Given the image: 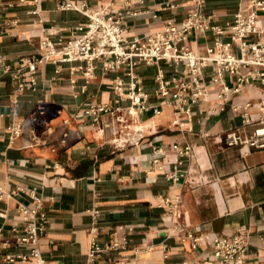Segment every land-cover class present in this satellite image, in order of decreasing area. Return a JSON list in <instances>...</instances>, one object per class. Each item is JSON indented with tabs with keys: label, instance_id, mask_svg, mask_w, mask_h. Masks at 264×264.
<instances>
[{
	"label": "crops",
	"instance_id": "0c3cea01",
	"mask_svg": "<svg viewBox=\"0 0 264 264\" xmlns=\"http://www.w3.org/2000/svg\"><path fill=\"white\" fill-rule=\"evenodd\" d=\"M61 1L0 0V183L6 190L24 188L0 198V264H8L7 254L29 252L28 245L15 242L23 233L16 205L29 204L31 188L47 219L38 243L46 264H84L91 240L104 245L113 239L120 245L97 264H202L212 255L214 235L240 227L249 241L243 264H264V147L225 142L227 130L243 120L264 118L262 66L241 64L217 78L215 33L207 28L176 42L208 57L200 66L198 94L185 58L115 69L95 60L88 76L84 61H53L52 55L37 65L34 84L19 89L30 78L26 60L39 54L42 39L60 47L79 35L75 27L87 22L92 9L107 5L132 38L167 22L179 24L196 5L195 0H70L77 8H59ZM199 8L211 25L223 28L219 38L229 51L242 57L231 24L236 12L254 6L248 0H204ZM256 13L264 25V8ZM244 39L262 41L264 33ZM130 82L143 92L145 108L131 102ZM176 91L180 95L173 97ZM104 103L113 115L102 112L100 118L112 119L116 133L87 113ZM116 115L123 120L115 121ZM16 122L18 134L12 132ZM252 128L249 124L246 131ZM124 137L129 138L124 144L113 141Z\"/></svg>",
	"mask_w": 264,
	"mask_h": 264
},
{
	"label": "built area",
	"instance_id": "2783aa9c",
	"mask_svg": "<svg viewBox=\"0 0 264 264\" xmlns=\"http://www.w3.org/2000/svg\"><path fill=\"white\" fill-rule=\"evenodd\" d=\"M196 5L189 9L183 20L179 24L167 22L163 29L146 33L141 36H133L127 38L125 36V27L119 14H108L107 5H103L92 9L86 13L88 20L86 23L76 25V30L80 31L78 36L66 40L60 47L55 48L54 45L46 38L41 41L42 50L37 56L27 58L25 67L30 72L28 81L22 80L19 83V89H22L26 84L33 85L35 82V71L37 65L43 61L50 60L52 55L56 57L53 61L64 60H81L86 64V74L92 75L95 67L94 61L100 60L102 66L106 69H115L120 65L126 64L129 67L137 61L152 63L154 60L165 58L167 60L187 59L191 83L195 89L194 94L200 92V66L208 57H197L193 55L187 46H176L177 41H181L187 33L192 30H197L203 33L207 28H211L215 33L214 46L217 49V55L212 57V60L217 65V78L222 76V70L234 71L239 65L245 63H253L262 66V70L258 71L261 80H264V39L262 41L246 42L245 36L249 34L261 35L264 33V25L258 23L256 9L264 8V0H248L249 6H254L248 13L238 11L235 13V18L231 24V36L238 39L242 48L243 56L235 57L227 48L226 44L222 43L219 34L223 32V28L218 25H211L199 6L204 0H195ZM59 8H77L72 1L62 0L58 4ZM247 48V49H246ZM250 50L251 56L245 57V51ZM184 82H180V87H185ZM121 82L115 83V88L118 89ZM225 87V86H224ZM128 96L138 108H145L144 94L140 88L136 87L134 82L129 83ZM226 88V87H225ZM160 91L163 95H168L169 91L166 86H160ZM173 97H178L180 93L174 92ZM247 107V104L244 106ZM236 108V107H234ZM261 114L264 115V96L260 99ZM107 104H93L87 113L92 116L95 123L102 127L113 130L112 119L103 121L100 118L102 112H107ZM159 113L160 110H155ZM113 115V110L108 112ZM115 121H122V117L116 115ZM253 124L250 132L246 131V127ZM21 129V123L16 122L12 126V132L18 134ZM66 134V132H63ZM116 138L113 139L115 144H124L129 138L124 137L116 143ZM225 142L227 145H244L256 148L264 147V118L261 117L254 122L248 119L229 130L225 134ZM173 147L182 153L183 149L179 148L178 144H173ZM19 191H24V188L16 186L14 188L5 189L0 183V198L3 195L15 196ZM30 197L29 204L21 200L17 201V210L20 213L23 222V233L19 235L15 242L17 244H25L29 246V252L18 254H7L6 260L8 264H14L17 259L25 262L29 259L32 264H46L38 247L39 238L44 231L46 224V216L42 210L41 198L36 193L34 188L27 191ZM194 241L198 237L193 238ZM4 243L0 236V245ZM120 245L117 239L111 242L99 245L96 241L91 240L87 252L86 261L84 264H97L101 255L109 250L116 249ZM212 255L202 260V264H243L244 256L247 252L249 241L248 231L244 227H240L236 232L225 235L216 234L212 241ZM115 264H126L123 261H118Z\"/></svg>",
	"mask_w": 264,
	"mask_h": 264
}]
</instances>
